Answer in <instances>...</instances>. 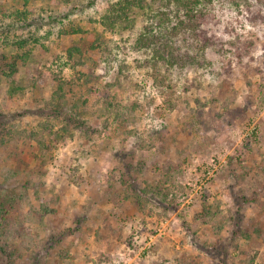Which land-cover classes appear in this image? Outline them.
<instances>
[{"label":"rangeland","instance_id":"374dc122","mask_svg":"<svg viewBox=\"0 0 264 264\" xmlns=\"http://www.w3.org/2000/svg\"><path fill=\"white\" fill-rule=\"evenodd\" d=\"M118 1H33L27 9L28 23L53 18L48 21L52 25L46 23L39 31L38 23L36 29L21 28L16 13L23 10V0H0V66L3 57L15 55L18 40H33L34 35L44 38L42 45H32L31 60L21 68L23 92L15 100L9 98V81L0 70V201L14 191L25 205L0 233V264H155L162 257L172 258L176 251L198 264H244L235 247L246 243L241 233H252L258 221L250 222L257 220L258 212L248 207L240 219L230 215L236 216L237 199L254 193L264 197V0H251L253 13L247 12L243 0H202L201 10L207 14L202 29L215 44L206 50L209 64L192 71L172 70L166 85L160 87L146 71L135 69L134 60L143 55L130 47L126 56L112 46L116 54L112 61L104 59L93 67L88 62L75 71L66 59L71 42L81 36H60L62 27L75 25L102 33L99 22ZM106 36L120 42L118 37ZM245 39L256 47L241 60L230 44ZM124 60L131 68L118 82L116 75ZM57 73L70 84L64 92L65 104L74 96L87 98L81 112L94 134L90 139L75 131L67 145L58 146L43 178L22 182L20 170L19 176L12 175L19 165L16 157L11 159L20 147L17 135L36 128L51 114L52 81ZM78 73L88 74L91 84ZM41 74L52 79L44 87L37 83L42 88L37 91L32 83ZM111 84L114 87L106 88ZM117 112L127 119L132 116V121L121 125L114 120ZM182 141L193 149L180 161L176 148ZM77 151L90 154L80 169L85 183L63 188L60 173L68 171V164L77 166ZM212 159L217 168L207 179ZM30 163L33 168L35 162ZM122 163L133 172L121 183ZM168 163L180 165L181 170L165 201L151 185ZM134 179L142 183L141 188ZM137 187L140 193H134ZM126 194L131 198H125ZM205 194L222 203L228 220L219 226L221 230H207L200 224L191 233L197 203ZM151 198L158 200L148 201ZM167 202L172 207L166 211L162 206ZM233 230L238 232L236 239Z\"/></svg>","mask_w":264,"mask_h":264},{"label":"trees","instance_id":"16d2710c","mask_svg":"<svg viewBox=\"0 0 264 264\" xmlns=\"http://www.w3.org/2000/svg\"><path fill=\"white\" fill-rule=\"evenodd\" d=\"M33 1L41 0H23V10L17 11L16 14L19 17L18 20L20 19L19 22L22 29L26 27L30 30L32 28L36 29V24L38 23V30L40 31L44 24L52 25L48 21H52L53 18L49 17L48 20L43 18L40 20L34 19L28 23L27 9ZM202 3V0H119L108 7V12L100 20L99 24L104 29L102 33L96 31L87 32L80 26L76 27L75 25L69 28L62 27L60 36H81L79 40L71 42V46L65 52L66 59L68 63H71L75 71L87 65L88 62L93 67L97 66V63H102L104 59L105 61L106 59L112 61L113 57L116 56L114 48L123 51V54L127 56V47H130L134 53L143 55L142 59L134 60L135 69L146 71L154 85L165 86L167 82L166 75L172 70L192 71L205 68L209 64L206 58V50L214 47L215 44L213 39L209 37L208 32L202 29V26L207 21V14L201 10ZM243 4L247 12H254L251 0H243ZM21 19L24 21L23 23ZM254 19L257 20L256 17ZM107 34L118 37L122 44L114 39H108ZM132 35L137 36L133 38ZM89 36H92V39ZM41 39L44 38L37 39L36 35H34L33 40H30V38L18 40L14 45L15 55L12 58L3 57L0 70L6 80L9 81V98L15 100L16 96L21 95L23 92L19 81L21 68L25 67L31 60L32 45H42ZM230 45L236 48V56L241 60L245 56H251V51L256 47V43L249 39L238 40V42ZM89 55L98 57L99 62L98 60L96 62L94 58H89ZM6 66L7 70H9L8 72L4 70ZM129 68L131 67L125 60L120 64L116 75L118 82H120L121 78L126 77ZM78 75L82 77L86 84H91L92 78L88 74L78 73ZM54 77L55 80L52 81V85L55 90L51 96V114L36 128L19 133L17 135L18 138L16 137L19 139L20 147L17 146V151L11 154V159L16 157L19 165L14 169L15 171L12 175L14 177L19 176L17 171L20 170L19 177L22 182L28 181L29 183L34 177L43 178L46 175L45 168L53 162V155L58 146L61 144L67 145L72 140L75 131L88 135L90 139L94 134L89 122H87L88 120L85 118L86 115L81 112L87 104L85 95L74 96L70 103L65 104L64 92L70 84L63 80L59 73L55 74ZM11 78L13 81L10 80ZM38 78L36 82L32 83L37 91L42 89L39 86L37 87V83H42L44 87L52 79L44 74H41ZM111 87H114V85H108L106 88L110 90ZM167 106L174 110L170 103H167ZM131 119L132 116L127 119V116L121 112L114 114V120L120 121L121 125L123 122L130 123ZM55 120L62 122L63 124L61 125L63 126L60 127L59 123H55ZM180 144L182 146H177L176 151L180 156V161H182L192 152L193 146L186 141H182ZM246 149L248 153L253 151L248 144ZM77 154L79 155L76 160L77 166L72 167L68 164V171L62 170L60 173L59 182L63 188L71 187L72 185L81 187L85 183L80 169L82 162L90 154H84V151H77ZM26 155L28 159H22ZM32 161L35 162V166L30 168V162ZM237 163L241 164V160L237 159ZM229 165L231 167L235 166L234 158H230ZM121 166L122 171H120L119 182L122 183L126 175H132L133 170L127 168L128 165L126 164L122 163ZM180 170V165L173 163H168L166 166L161 167L157 177L153 179L155 184L151 185V188L157 191V197L160 198L161 196V199H165V201L169 198L170 192L168 188L173 184V180L180 175ZM109 178L111 181L114 180V177L110 176ZM134 183H137V180L134 179ZM137 185L141 188L142 183H137ZM139 187L134 190V193L139 192ZM262 195L263 193H254L251 197H241V200L237 199L236 216L230 215L232 216L230 219L233 217L240 219L241 211L248 207H252L258 212L257 220L250 222L254 225L258 221L252 233L240 232L246 243L243 246L237 244L235 247L239 253V258L244 264H264V262H259L262 249L264 248V201L262 200L264 197ZM111 197L114 198L116 203H120V201L115 199V193H112ZM203 197L204 199L197 203L199 211L194 216L195 225L189 227L191 233H196L194 228H199L200 224L207 230H221L222 228H219V226L222 227L228 220V216L222 209V203L219 200L213 199L211 201L207 194ZM125 198L130 199L131 195L126 194ZM22 199V196H18L16 192L12 191L2 199L3 201H0V233L4 230L10 218L17 215L20 211H24L25 205ZM157 200L155 198L148 199L151 202ZM166 204L162 208L166 211L170 210L172 207L171 202ZM137 205L142 208L139 202ZM141 215L144 216L145 213L142 212ZM235 226L238 228L239 225ZM237 233L236 230H233V239L237 236ZM1 249L9 257L13 256L5 248L1 247ZM155 264L198 263L191 261L187 255L179 254L176 251L172 258L162 257Z\"/></svg>","mask_w":264,"mask_h":264},{"label":"built area","instance_id":"2783aa9c","mask_svg":"<svg viewBox=\"0 0 264 264\" xmlns=\"http://www.w3.org/2000/svg\"><path fill=\"white\" fill-rule=\"evenodd\" d=\"M210 167L211 168H209L206 172L207 173L206 175H208L207 179H210V177L213 175L214 170H216L217 168L215 159H212V161L210 162Z\"/></svg>","mask_w":264,"mask_h":264}]
</instances>
